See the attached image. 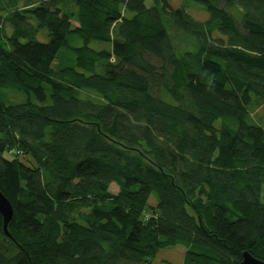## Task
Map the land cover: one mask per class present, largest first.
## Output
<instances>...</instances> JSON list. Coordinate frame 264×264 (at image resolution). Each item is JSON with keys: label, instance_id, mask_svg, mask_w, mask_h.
<instances>
[{"label": "trees", "instance_id": "1", "mask_svg": "<svg viewBox=\"0 0 264 264\" xmlns=\"http://www.w3.org/2000/svg\"><path fill=\"white\" fill-rule=\"evenodd\" d=\"M145 1L0 0V264L264 260V0Z\"/></svg>", "mask_w": 264, "mask_h": 264}, {"label": "rangeland", "instance_id": "2", "mask_svg": "<svg viewBox=\"0 0 264 264\" xmlns=\"http://www.w3.org/2000/svg\"><path fill=\"white\" fill-rule=\"evenodd\" d=\"M169 1L173 7H185L186 11L196 20L204 21L208 18V13L198 3L192 2L190 0H169ZM145 3L147 6H150L151 0H146ZM71 6L73 9L74 8L76 9L75 6L73 5ZM229 9L234 15L236 16L239 15V11L237 10V8L232 7ZM7 32H9L8 28H7ZM37 38L42 42H46L48 40L47 31L45 28H41L39 30ZM7 96L12 101H18V100L21 101L23 98L22 96L19 97L18 95L12 92H9ZM252 114L254 119L256 121H259V118L261 116V108L260 107L254 108ZM109 190L111 192H116L117 186L115 184H111ZM151 200L154 201V198L152 197ZM183 253H184V249L180 246L163 248L157 253L153 261L154 263L157 264H167V263L178 264L183 260Z\"/></svg>", "mask_w": 264, "mask_h": 264}, {"label": "water", "instance_id": "3", "mask_svg": "<svg viewBox=\"0 0 264 264\" xmlns=\"http://www.w3.org/2000/svg\"><path fill=\"white\" fill-rule=\"evenodd\" d=\"M0 215L3 221V232L9 236L7 229L8 222L11 220L13 215V208L9 200L0 191ZM240 264H264V260L258 259L251 255L250 253L244 251L242 253V261Z\"/></svg>", "mask_w": 264, "mask_h": 264}]
</instances>
